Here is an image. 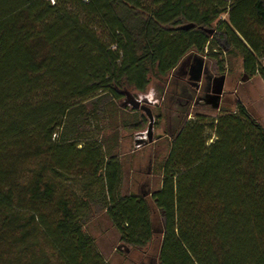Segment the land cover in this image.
<instances>
[{
	"label": "trees",
	"instance_id": "16d2710c",
	"mask_svg": "<svg viewBox=\"0 0 264 264\" xmlns=\"http://www.w3.org/2000/svg\"><path fill=\"white\" fill-rule=\"evenodd\" d=\"M215 34L264 84V0H0V264H109L100 216L157 264H264V129L241 103L183 121L160 187L123 192L118 129L148 123L124 92L190 54L222 73Z\"/></svg>",
	"mask_w": 264,
	"mask_h": 264
},
{
	"label": "rangeland",
	"instance_id": "374dc122",
	"mask_svg": "<svg viewBox=\"0 0 264 264\" xmlns=\"http://www.w3.org/2000/svg\"><path fill=\"white\" fill-rule=\"evenodd\" d=\"M221 19L227 20L226 15H223ZM213 41L217 45L216 49L222 51V55L217 58V61L224 60L222 73H219V65L214 59L190 54L167 78L164 86L150 84L141 95L129 92L136 99L145 96L152 98L157 103L148 105L152 111L154 122L152 143L137 149L134 145V141L139 137L138 134H143L147 125L138 132L118 129V150L125 154L122 157L124 165L123 192L140 194L145 191L153 192L160 187L157 167L166 155L168 140L173 137L183 121L193 120L196 114L213 119L222 111H234L236 103L239 102L264 129V84L256 76L248 77L243 74L239 58L227 54L223 42L216 39V34L213 36ZM197 58L203 59L204 66L202 77L197 83L198 86H195L192 84L193 81L188 78H190L189 70ZM221 78L223 79V88L219 104L216 107L212 98L216 95L214 90L217 85L214 87L212 83L215 81L217 84V80H221ZM243 78L246 80L243 81ZM124 102L125 100L121 101L120 107L132 109L124 105ZM220 109H222L221 112ZM117 122V120L116 122L112 120L109 125L113 128ZM110 128L106 126L103 133L106 139L114 138V130ZM142 138L145 137L142 136ZM110 229V223L103 216L96 217L86 227L87 232L94 238L99 248H109L111 244H116V235ZM158 246V242L154 241L148 248L133 250L127 256L120 246L111 261L113 264H147L151 257V264H156Z\"/></svg>",
	"mask_w": 264,
	"mask_h": 264
},
{
	"label": "water",
	"instance_id": "95a60500",
	"mask_svg": "<svg viewBox=\"0 0 264 264\" xmlns=\"http://www.w3.org/2000/svg\"><path fill=\"white\" fill-rule=\"evenodd\" d=\"M196 65L191 68L190 76L191 81H193V85L198 86V82L200 81L202 74H203V66L204 62L203 59L197 58L195 59ZM246 78H243V81H245ZM217 87L214 90V93L216 94L213 96L212 100L215 101V106L217 107L219 104L220 95L222 93L223 88V79L217 80ZM125 95V102L124 105H127L131 107L132 109L140 110L147 118L148 123L145 132L138 134V139L134 141L135 148H140L142 146H146L147 144H150L153 142L152 138V131H153V115L151 109L148 107V105H153L157 103L152 98H148L145 96L140 97L139 99H136L132 95L129 94V92H124ZM141 95V94H140ZM139 96V95H138ZM144 136L145 138H142ZM153 264V263H152Z\"/></svg>",
	"mask_w": 264,
	"mask_h": 264
},
{
	"label": "crops",
	"instance_id": "0c3cea01",
	"mask_svg": "<svg viewBox=\"0 0 264 264\" xmlns=\"http://www.w3.org/2000/svg\"><path fill=\"white\" fill-rule=\"evenodd\" d=\"M111 227V226H110ZM112 232L114 231V233H115V238H117L116 239V244L115 245H113V244H111L110 246H109V248H107V247H103V248H99V246L96 244V241H95V245H96V247H97V249H98V251L100 252V254L103 256V258L105 259V261L106 262H108L109 264H113L112 263V261H111V259L113 258V256H114V253H115V251L117 250V248L118 247H122V245L119 243V238H118V235H117V233H116V231L111 227V229H110ZM104 248H107V249H105L104 250ZM123 249H124V254L127 256V255H129L130 253H131V251H133V250H130V249H126V248H124V247H122ZM157 256V255H156ZM157 258V257H156ZM155 258V263L157 264V259ZM151 257L149 258V260H148V263L147 264H151Z\"/></svg>",
	"mask_w": 264,
	"mask_h": 264
},
{
	"label": "flooded vegetation",
	"instance_id": "af4514ba",
	"mask_svg": "<svg viewBox=\"0 0 264 264\" xmlns=\"http://www.w3.org/2000/svg\"><path fill=\"white\" fill-rule=\"evenodd\" d=\"M196 65V63L194 62V65L191 67V68H193L194 66ZM190 72H191V69L189 70V74H190ZM190 78H191V76H189ZM190 78H188V79H190ZM189 82V84H191L190 83V81H188ZM193 84V83H192ZM214 85V87H215V85H216V82L215 81H213V83H212V86Z\"/></svg>",
	"mask_w": 264,
	"mask_h": 264
}]
</instances>
